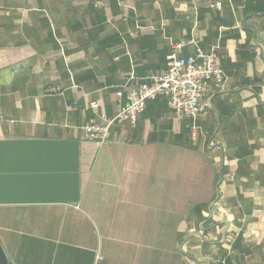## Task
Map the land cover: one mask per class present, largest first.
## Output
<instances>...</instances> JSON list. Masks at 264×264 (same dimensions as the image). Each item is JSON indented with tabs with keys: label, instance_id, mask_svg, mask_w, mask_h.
Here are the masks:
<instances>
[{
	"label": "crops",
	"instance_id": "crops-1",
	"mask_svg": "<svg viewBox=\"0 0 264 264\" xmlns=\"http://www.w3.org/2000/svg\"><path fill=\"white\" fill-rule=\"evenodd\" d=\"M191 39L226 74L196 121L158 97L83 139ZM0 243L7 264H264V0H0Z\"/></svg>",
	"mask_w": 264,
	"mask_h": 264
},
{
	"label": "built area",
	"instance_id": "built-area-1",
	"mask_svg": "<svg viewBox=\"0 0 264 264\" xmlns=\"http://www.w3.org/2000/svg\"><path fill=\"white\" fill-rule=\"evenodd\" d=\"M215 7L220 9L221 3ZM188 44L193 49L187 55L182 54V45H172L164 71L151 74L142 81L131 76L117 92L121 99L117 115L110 118L103 114L101 121L83 125V139L102 145L110 140L114 126L136 127L147 102L158 97H165L168 106L179 117L196 121L206 111L210 95L223 89L226 74L216 50L207 52L194 39ZM90 107L96 109L99 103L92 102ZM197 130L198 127L193 125V135Z\"/></svg>",
	"mask_w": 264,
	"mask_h": 264
},
{
	"label": "water",
	"instance_id": "water-1",
	"mask_svg": "<svg viewBox=\"0 0 264 264\" xmlns=\"http://www.w3.org/2000/svg\"><path fill=\"white\" fill-rule=\"evenodd\" d=\"M8 260L0 243V264H7Z\"/></svg>",
	"mask_w": 264,
	"mask_h": 264
}]
</instances>
